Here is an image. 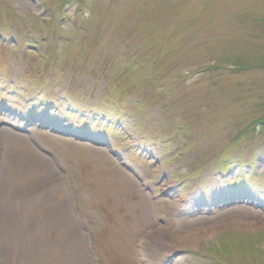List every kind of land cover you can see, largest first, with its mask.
Segmentation results:
<instances>
[{"label": "rangeland", "instance_id": "obj_1", "mask_svg": "<svg viewBox=\"0 0 264 264\" xmlns=\"http://www.w3.org/2000/svg\"><path fill=\"white\" fill-rule=\"evenodd\" d=\"M262 217L264 0H0V264H264Z\"/></svg>", "mask_w": 264, "mask_h": 264}, {"label": "bare ground", "instance_id": "obj_2", "mask_svg": "<svg viewBox=\"0 0 264 264\" xmlns=\"http://www.w3.org/2000/svg\"><path fill=\"white\" fill-rule=\"evenodd\" d=\"M11 135H14V136H17L18 137V139L20 138L19 136H18V134H13V133H10ZM21 139V138H20ZM258 215V213L255 211V212H247V213H242V214H239V218H241V219H245V218H254L255 216H257ZM259 217H261V216H259ZM262 220H264V218L262 217L261 218ZM180 236V237H179ZM179 236L177 237V239L178 238H181V239H186V240H189V237L188 236H184L183 234H179ZM196 239V237H193V239L192 240H195Z\"/></svg>", "mask_w": 264, "mask_h": 264}]
</instances>
